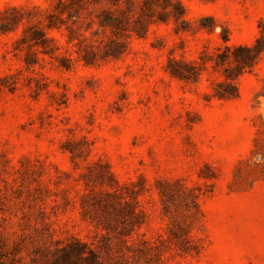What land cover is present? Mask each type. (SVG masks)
Returning a JSON list of instances; mask_svg holds the SVG:
<instances>
[{"label": "rangeland", "instance_id": "374dc122", "mask_svg": "<svg viewBox=\"0 0 264 264\" xmlns=\"http://www.w3.org/2000/svg\"><path fill=\"white\" fill-rule=\"evenodd\" d=\"M0 264H264V0H0Z\"/></svg>", "mask_w": 264, "mask_h": 264}]
</instances>
